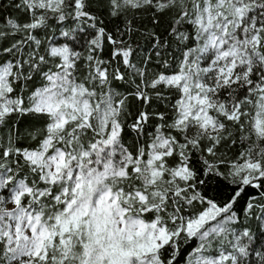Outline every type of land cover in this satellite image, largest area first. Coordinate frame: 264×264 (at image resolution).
<instances>
[{
  "label": "snow or ice",
  "instance_id": "1",
  "mask_svg": "<svg viewBox=\"0 0 264 264\" xmlns=\"http://www.w3.org/2000/svg\"><path fill=\"white\" fill-rule=\"evenodd\" d=\"M0 264H264V0H0Z\"/></svg>",
  "mask_w": 264,
  "mask_h": 264
}]
</instances>
